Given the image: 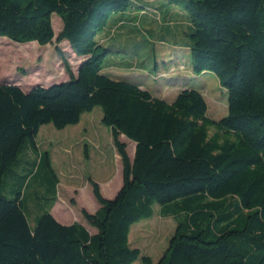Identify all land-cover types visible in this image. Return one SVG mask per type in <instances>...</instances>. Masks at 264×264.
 Listing matches in <instances>:
<instances>
[{
  "label": "trees",
  "instance_id": "16d2710c",
  "mask_svg": "<svg viewBox=\"0 0 264 264\" xmlns=\"http://www.w3.org/2000/svg\"><path fill=\"white\" fill-rule=\"evenodd\" d=\"M159 1L184 14L182 48L193 74L212 73L225 89L224 118H208L196 90L183 86L169 103L102 74L109 53L97 36L111 20L156 6L140 0H0V38L51 45L55 15L62 23L55 44L67 42L83 59L74 75L57 49L69 79L48 87L24 91L0 83V264H151L130 247L129 233L156 206L162 218L185 215L157 264H264V0ZM95 108L120 157L122 186L107 200L89 180L100 206L93 214L81 210L91 232L76 222L62 225L50 213L59 178L36 139L42 126L61 131ZM120 136L135 144L132 160ZM5 176L23 179L11 198L2 194ZM30 180L38 210L33 226L23 192Z\"/></svg>",
  "mask_w": 264,
  "mask_h": 264
},
{
  "label": "rangeland",
  "instance_id": "374dc122",
  "mask_svg": "<svg viewBox=\"0 0 264 264\" xmlns=\"http://www.w3.org/2000/svg\"><path fill=\"white\" fill-rule=\"evenodd\" d=\"M154 1L149 2L154 4L157 10L150 9L144 14L128 13L119 18L123 21L111 20L108 27L97 36V41L109 53L103 59L102 74L115 80L144 84L146 90L167 102H172L179 93L178 88L170 87V80H179L175 82L176 85H183L203 95L208 118L214 121L224 118L227 115V94L219 85L216 76L212 73L193 74L190 55L180 57L181 55L176 54L180 47L175 48V44H183L185 40L182 34L185 21L177 14L172 17L171 24L166 22L164 14H169V9ZM52 27L53 43L44 47L34 42L17 44L0 38V83L20 84L24 91H28L34 86L47 87L67 81L69 76L56 53L57 49L62 52L75 75L83 59L77 58L71 52L67 42L55 44L54 41L62 28L60 18L55 15L52 18ZM170 57L173 60L169 59ZM101 116V109L95 108L81 117L77 127L69 126L63 131H58L52 125H47L43 126L37 135L38 147L41 150H50L56 174L59 175L57 205L52 208V212L58 217L70 216L71 220H76V217L81 216V207L90 210L98 205L92 194L90 179L100 184L101 194L107 200H111L119 190V185L121 186V166L114 161L113 155L117 152L111 134L100 123ZM91 124L100 129V132L97 130L93 135L95 144L91 143L92 138L89 136H85L84 141L77 145L62 142L64 137L77 133L79 129H90ZM212 133L211 130L210 134ZM77 140L79 134L73 139L74 142ZM120 140L125 142L127 153L132 156L133 143L125 138ZM85 153L87 159L84 158ZM104 159L106 166L102 163ZM100 166L102 170H99ZM17 172L20 176L26 174L24 170ZM22 180L21 177L11 179L5 176L2 194L11 198V191L17 189ZM34 181L30 180L28 187L23 189L28 222L31 226L34 224V215H38L36 201L32 196L36 186ZM78 194L81 207L76 202ZM33 208L34 212H30ZM159 211L156 206L154 215L134 224L129 233L130 247L138 249L142 256L150 259L151 264L158 263L168 248L176 226L185 220L184 214L176 218H162Z\"/></svg>",
  "mask_w": 264,
  "mask_h": 264
},
{
  "label": "crops",
  "instance_id": "0c3cea01",
  "mask_svg": "<svg viewBox=\"0 0 264 264\" xmlns=\"http://www.w3.org/2000/svg\"><path fill=\"white\" fill-rule=\"evenodd\" d=\"M142 3H144V4H146L147 3V5H154V4H152V3H150L149 1L150 0H140ZM151 1H153V0H151ZM149 2V3H148ZM155 3H157L158 5L159 4H161L163 7H166V5L163 3V1H159V0H155L154 1ZM167 8V7H166ZM152 9L154 10V7H152ZM155 10H157V8H155ZM142 14H144V12L142 13ZM167 14V13H166ZM177 14H180L181 16H182V20H184L185 21V23L183 24V27L184 28H186L187 27V24H186V18H185V16H184V14L183 13H181L180 11H178L177 9H172V8H169V16H168V19H167V21L168 22H170V24H171V22H173V20H172V17H174V15H177ZM143 18V17H142ZM121 24H123V23H121ZM179 25V24H178ZM177 25V26H178ZM177 45V46H176ZM175 48L176 47H180L178 50H177V52L178 53H176V54H179L178 56H180V57H182V55H185V54H188V50L187 49H185V48H182V44H175V46H174ZM181 50V51H180ZM172 57V56H171ZM169 58V59H171V60H173L172 58ZM179 81V80H178ZM178 81H174V79H172V80H170V82H172V83H170V84H172V86H170V87H175V88H178V92H180V90L183 88V85H176L175 84V82H178ZM141 88H143V89H145V86H144V84H139V83H137ZM18 86H20L21 87V85L20 84H17ZM178 95V94H177ZM156 97V96H155ZM170 103V102H169ZM101 119H102V116H101V118H100V123H101ZM80 125V122H79V124H77V125H75V126H73V127H77V126H79ZM92 126L90 127V129H79L78 130V132L76 133H72V135H67L66 137H64L61 141L62 142H64V143H66V142H70V143H73V144H79V143H81V142H83L84 141V137L85 136H89V138H92L91 140V143L93 144H95V139H94V134L96 133V131L97 130H99V132H100V129H97V127H95L94 126V124H91ZM47 126V125H46ZM43 127V126H42ZM41 127V128H42ZM40 128V129H41ZM67 128V127H66ZM65 128V129H66ZM99 128V127H98ZM40 129H39V131H40ZM65 129H63V130H65ZM63 130H61V131H63ZM75 131H77V130H75ZM109 133H110V131H109V129L107 130ZM83 132V133H82ZM39 133V132H38ZM76 134H79V140H77V141H73V139H74V136L76 135ZM120 138H125L124 136H120L119 137V140H120ZM126 139V138H125ZM127 140V139H126ZM36 141H37V139H36ZM121 141V140H120ZM128 141V140H127ZM121 142H123V143H125L124 141H121ZM38 145V144H37ZM97 147V146H96ZM39 148V151L40 152H45V151H47V152H50V150L48 149V148H46V149H44V150H41V148L40 147H38ZM134 150H135V144L133 143V148H132V156H130L128 153V156H129V158L132 160L133 159V156H134ZM127 151V150H126ZM115 153V152H114ZM50 157H51V152H50ZM85 158V157H84ZM113 158H114V161L116 162V163H118V164H120V166H121V161H120V157L118 156V154H116V155H113ZM85 159H87V158H85ZM51 163H52V167H53V169L55 170V167H54V162H53V159H52V157H51ZM102 163H104L105 164V166L107 165L106 164V160L104 159V161L102 162ZM99 170H102L101 169V166L99 167ZM98 170V171H99ZM57 172V171H56ZM58 176V178H59V175H57ZM92 180V179H91ZM94 181V180H93ZM110 181V180H109ZM108 181V182H109ZM95 182V181H94ZM112 181H110V183H111ZM95 183H97L98 184V186H99V188H100V192H101V187H100V184L98 183V182H95ZM59 184H60V179H59ZM59 186V185H58ZM121 186H122V166H121ZM121 186L119 185V187L121 188ZM119 188V189H120ZM119 191V190H118ZM117 191V192H118ZM116 192V193H117ZM57 193H58V190H57ZM116 193H115V195H116ZM114 195V196H115ZM78 197H79V194L77 195V204H79V202H78ZM57 205V201H56V204H55V206ZM79 206H80V204H79ZM81 207V206H80ZM100 208V206H99V204L98 205H96L94 208H92V209H90V210H86L85 208H83V207H81V209H84V210H86L87 212H89V213H91V214H93V213H95L98 209ZM53 209H54V207H53ZM53 209L51 210V214H52V216L55 218V220L57 221V222H59L60 224H62V225H71L72 223H80V224H82V225H84L86 228H87V225L85 224V222H84V220L82 219V217L80 216H78V218L76 217V220H71L72 218L69 216V217H67V218H61V217H58V216H56L52 211H53ZM32 212H34V209H33V211ZM34 215V214H33ZM76 216V215H75ZM36 216L34 215V218H35ZM34 220V219H33Z\"/></svg>",
  "mask_w": 264,
  "mask_h": 264
},
{
  "label": "water",
  "instance_id": "95a60500",
  "mask_svg": "<svg viewBox=\"0 0 264 264\" xmlns=\"http://www.w3.org/2000/svg\"><path fill=\"white\" fill-rule=\"evenodd\" d=\"M54 84H58V83H54ZM53 85V84H52ZM48 87V86H47Z\"/></svg>",
  "mask_w": 264,
  "mask_h": 264
}]
</instances>
